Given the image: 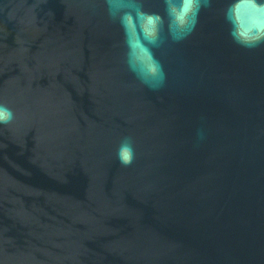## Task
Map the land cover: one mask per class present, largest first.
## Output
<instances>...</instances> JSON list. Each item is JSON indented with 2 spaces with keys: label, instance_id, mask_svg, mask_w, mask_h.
<instances>
[{
  "label": "water",
  "instance_id": "1",
  "mask_svg": "<svg viewBox=\"0 0 264 264\" xmlns=\"http://www.w3.org/2000/svg\"><path fill=\"white\" fill-rule=\"evenodd\" d=\"M0 108V264H264V0H0Z\"/></svg>",
  "mask_w": 264,
  "mask_h": 264
},
{
  "label": "clouds",
  "instance_id": "2",
  "mask_svg": "<svg viewBox=\"0 0 264 264\" xmlns=\"http://www.w3.org/2000/svg\"><path fill=\"white\" fill-rule=\"evenodd\" d=\"M0 112H3L6 114L5 118H4V122H6L7 119L11 118V113L7 109L0 108ZM118 158H119L120 162L124 165L131 164V162L134 158V152H133V148L131 146V143L129 141L126 140L121 144V146L118 150Z\"/></svg>",
  "mask_w": 264,
  "mask_h": 264
}]
</instances>
